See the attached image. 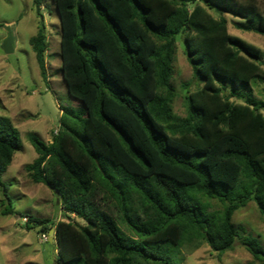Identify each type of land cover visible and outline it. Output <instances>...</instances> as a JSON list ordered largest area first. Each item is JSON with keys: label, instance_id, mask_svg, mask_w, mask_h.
<instances>
[{"label": "trees", "instance_id": "1", "mask_svg": "<svg viewBox=\"0 0 264 264\" xmlns=\"http://www.w3.org/2000/svg\"><path fill=\"white\" fill-rule=\"evenodd\" d=\"M43 2L32 0L37 30L28 44L45 81ZM51 2L62 78L82 109L62 111L49 143L28 135L36 158L24 170L85 225L29 217L25 228L54 230L55 264H174L182 244L201 241L217 254L232 250L237 209L254 202L264 223V102L252 95L264 83V60L204 6L241 19L238 30L264 34L256 1ZM179 35L201 84L186 95L184 117L171 106ZM21 148L18 129L0 116L3 214L13 210L1 176ZM242 245L264 260L256 239Z\"/></svg>", "mask_w": 264, "mask_h": 264}, {"label": "rangeland", "instance_id": "2", "mask_svg": "<svg viewBox=\"0 0 264 264\" xmlns=\"http://www.w3.org/2000/svg\"><path fill=\"white\" fill-rule=\"evenodd\" d=\"M243 5L247 0H235ZM259 13L264 12V0H255ZM203 5V4H202ZM204 6V5H203ZM206 10L214 17L226 18L228 32L261 50L264 60V34L245 32L234 27L242 22L228 14ZM47 50L45 52L46 80L43 81L34 53L28 44L37 30V18L32 0H0V116L10 118L20 133L22 148L13 155L12 162L2 174L1 181L7 185L5 194L10 198L12 214H3L6 200L0 188V264H55L57 248L55 241L42 239L44 232L33 224L26 229L28 218L58 221H72L81 226L85 223L78 217L61 211L60 199L52 190L41 183H33L24 166L33 162L36 153L28 141L33 134L45 143L59 130L60 116L64 109L81 111V104L69 97L61 74L60 27L57 12L51 0H44L41 7ZM8 26L11 28L8 29ZM13 34V52L3 40ZM175 58L172 63L171 84L175 90L172 101L173 113L186 115L185 97L201 86L192 77V70L185 56L183 35L176 37ZM220 85V83H219ZM228 88L231 86L226 84ZM255 99L264 102V83L252 88ZM237 102V101H234ZM264 113V109L262 111ZM211 210L220 205L212 200ZM238 233L232 250L222 254L212 252L204 242L184 243L175 251L174 264H264L247 252L242 243L256 239L264 251V223L255 203L237 209L231 219ZM125 231V229L122 227ZM48 234V233H47Z\"/></svg>", "mask_w": 264, "mask_h": 264}, {"label": "crops", "instance_id": "3", "mask_svg": "<svg viewBox=\"0 0 264 264\" xmlns=\"http://www.w3.org/2000/svg\"><path fill=\"white\" fill-rule=\"evenodd\" d=\"M11 28L10 26H8V29ZM32 37V36H31ZM4 42H7L8 44V51L9 52H13L14 48L12 45L15 44V37L14 35L11 33L9 36H6V38L3 40ZM35 57V56H34Z\"/></svg>", "mask_w": 264, "mask_h": 264}, {"label": "water", "instance_id": "4", "mask_svg": "<svg viewBox=\"0 0 264 264\" xmlns=\"http://www.w3.org/2000/svg\"><path fill=\"white\" fill-rule=\"evenodd\" d=\"M48 238H49V243H52L54 240V230L51 228L48 231Z\"/></svg>", "mask_w": 264, "mask_h": 264}, {"label": "built area", "instance_id": "5", "mask_svg": "<svg viewBox=\"0 0 264 264\" xmlns=\"http://www.w3.org/2000/svg\"><path fill=\"white\" fill-rule=\"evenodd\" d=\"M47 236H48V234H42V239H43L44 241H47Z\"/></svg>", "mask_w": 264, "mask_h": 264}]
</instances>
